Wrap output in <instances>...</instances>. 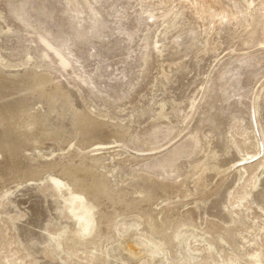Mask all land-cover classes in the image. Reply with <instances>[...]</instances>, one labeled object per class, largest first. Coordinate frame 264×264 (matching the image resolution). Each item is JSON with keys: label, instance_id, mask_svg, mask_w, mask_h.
<instances>
[{"label": "rangeland", "instance_id": "obj_1", "mask_svg": "<svg viewBox=\"0 0 264 264\" xmlns=\"http://www.w3.org/2000/svg\"><path fill=\"white\" fill-rule=\"evenodd\" d=\"M0 81V264H264V0H0Z\"/></svg>", "mask_w": 264, "mask_h": 264}, {"label": "bare ground", "instance_id": "obj_2", "mask_svg": "<svg viewBox=\"0 0 264 264\" xmlns=\"http://www.w3.org/2000/svg\"><path fill=\"white\" fill-rule=\"evenodd\" d=\"M49 83H50V81L47 78H43V77L42 78H36V84L39 86L40 91H41L42 94H47V91H46L45 88L49 85ZM29 91H35V86H33V85L28 86L27 92H29ZM42 96H44V95H42ZM22 102L23 101L20 100L19 102H17V105L22 104ZM14 109H15L14 107L9 106V109H7V112H6L5 109L2 106H0V117L2 118V122H3V124L0 125V151L5 152L8 156L16 157L18 155H13V154H16V153L18 154L23 149H28L29 148V146L31 145V143H30V139L31 138L30 137H32V135H35L36 137L37 136L46 137V136H44V134H43L44 131H43V128L41 126H39V127L36 126L35 121H34V123L30 122V116L25 118V124L26 123L27 124L24 125L25 127L21 128L22 124L20 123V121L22 120V118H24L22 116V110L20 111L19 115H16V114L11 112ZM88 122L89 121L86 118V116L80 115V114L76 116V126L79 129H81V131L82 130L83 131L86 130V127L89 124ZM18 124L20 126V130L18 128ZM33 125H35L34 129L32 131H30V129L33 127ZM4 164L7 167H11V165H12V163L7 161V160H6V162ZM4 164H3V167H5ZM13 168H14V170L17 168L16 163L14 164ZM59 172L61 173V176L63 178H69V179H72V181L73 180H80L81 179V175H83L84 173L87 172L88 175H90V176H92V178H94V183H97L95 181L96 180V176H93L94 175L93 174V172H94L93 169H88L86 167H81V166L76 165V164H64V166L60 169ZM24 174L31 175V172H29V173L24 172ZM140 180L143 183L148 184V185L150 183L146 179H140ZM95 186H96V190L98 192H100V195L102 196V198H107L108 197L107 190L103 186V184L99 183L98 185L96 184ZM148 190L150 191V193L154 192L151 189H148ZM150 193L146 194V198H145L146 201H151V200L154 199V195H152ZM109 197H110V195H109ZM100 200H102V199L100 198L99 201ZM157 224L153 225V231L154 232H159V226H157ZM86 264H89V263L87 262Z\"/></svg>", "mask_w": 264, "mask_h": 264}]
</instances>
